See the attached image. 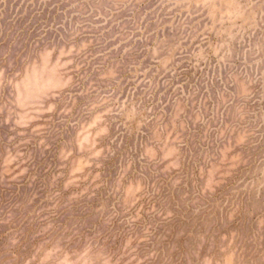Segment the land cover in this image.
<instances>
[{
  "label": "rangeland",
  "instance_id": "374dc122",
  "mask_svg": "<svg viewBox=\"0 0 264 264\" xmlns=\"http://www.w3.org/2000/svg\"><path fill=\"white\" fill-rule=\"evenodd\" d=\"M0 264H264V0H0Z\"/></svg>",
  "mask_w": 264,
  "mask_h": 264
}]
</instances>
